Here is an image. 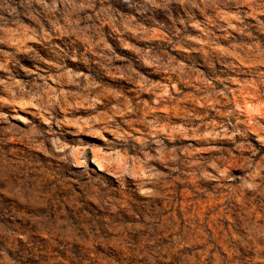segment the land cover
Returning a JSON list of instances; mask_svg holds the SVG:
<instances>
[{
    "label": "rangeland",
    "instance_id": "374dc122",
    "mask_svg": "<svg viewBox=\"0 0 264 264\" xmlns=\"http://www.w3.org/2000/svg\"><path fill=\"white\" fill-rule=\"evenodd\" d=\"M0 264H264V0H0Z\"/></svg>",
    "mask_w": 264,
    "mask_h": 264
}]
</instances>
